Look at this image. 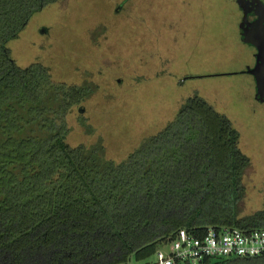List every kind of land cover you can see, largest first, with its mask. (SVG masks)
I'll list each match as a JSON object with an SVG mask.
<instances>
[{"label":"trees","instance_id":"trees-1","mask_svg":"<svg viewBox=\"0 0 264 264\" xmlns=\"http://www.w3.org/2000/svg\"><path fill=\"white\" fill-rule=\"evenodd\" d=\"M62 1L0 0V264H145L179 230L264 228V209L246 213L252 163L240 132L199 94L118 163L100 136L69 143L77 109L81 126L96 132L84 104L99 86L61 82L41 63L20 67L9 48L36 14ZM237 5L239 37L256 65ZM141 11L134 18L145 23ZM209 264H264V256Z\"/></svg>","mask_w":264,"mask_h":264},{"label":"rangeland","instance_id":"rangeland-1","mask_svg":"<svg viewBox=\"0 0 264 264\" xmlns=\"http://www.w3.org/2000/svg\"><path fill=\"white\" fill-rule=\"evenodd\" d=\"M169 1L131 0L116 13L123 0H63L36 14L9 48L20 67L41 63L61 82L99 86L84 104L96 132L81 126L77 109L69 116V143L91 145L100 136L117 163L199 94L240 132L252 163L246 213L264 209V104L245 73L255 66V51L240 40L237 0ZM146 2L140 14L147 21H135Z\"/></svg>","mask_w":264,"mask_h":264},{"label":"built area","instance_id":"built-area-1","mask_svg":"<svg viewBox=\"0 0 264 264\" xmlns=\"http://www.w3.org/2000/svg\"><path fill=\"white\" fill-rule=\"evenodd\" d=\"M259 256H264V228L242 230L223 226L209 227L202 234L179 230L145 264H209L221 259Z\"/></svg>","mask_w":264,"mask_h":264},{"label":"water","instance_id":"water-1","mask_svg":"<svg viewBox=\"0 0 264 264\" xmlns=\"http://www.w3.org/2000/svg\"><path fill=\"white\" fill-rule=\"evenodd\" d=\"M244 12L242 35L244 41L257 49L256 65L248 72L254 76L258 99L264 103V3L260 0H238ZM249 16L257 17L253 22Z\"/></svg>","mask_w":264,"mask_h":264},{"label":"flooded vegetation","instance_id":"flooded-vegetation-1","mask_svg":"<svg viewBox=\"0 0 264 264\" xmlns=\"http://www.w3.org/2000/svg\"><path fill=\"white\" fill-rule=\"evenodd\" d=\"M122 6V4H120V7ZM140 7V8H139ZM138 8H139V10H145L146 8L143 6V4H138ZM142 8H144V9H142ZM256 18L257 17H255V16H249L248 17V19H249V21H251V22H253L254 20H256Z\"/></svg>","mask_w":264,"mask_h":264}]
</instances>
